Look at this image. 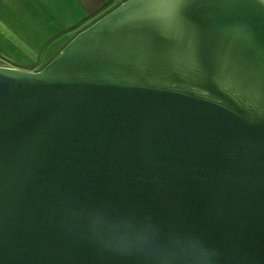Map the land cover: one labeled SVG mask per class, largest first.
<instances>
[{"label":"water","instance_id":"1","mask_svg":"<svg viewBox=\"0 0 264 264\" xmlns=\"http://www.w3.org/2000/svg\"><path fill=\"white\" fill-rule=\"evenodd\" d=\"M0 264H264V0H127L0 66Z\"/></svg>","mask_w":264,"mask_h":264},{"label":"rangeland","instance_id":"2","mask_svg":"<svg viewBox=\"0 0 264 264\" xmlns=\"http://www.w3.org/2000/svg\"><path fill=\"white\" fill-rule=\"evenodd\" d=\"M90 3L94 6L88 3L86 5L87 11L72 10V14L69 12L71 17L67 15L66 21L60 18V14L64 16V13L53 11V4L50 8H45V3H43L41 8L36 9V11L34 9L18 11H13L12 8L8 9L0 16V66L28 71H39L44 68L60 54L62 49L77 34L91 26L96 19L99 20L104 13L109 11V9L107 11L103 10L104 8L103 11L98 9L99 6H96L95 2ZM99 5H102V3L99 2ZM118 6L116 4L106 6L113 8H110L108 13ZM59 42L65 43V46L55 58L51 61L48 60L47 63V57L43 56L41 62L47 64H33L40 61V53L44 51L47 55Z\"/></svg>","mask_w":264,"mask_h":264},{"label":"crops","instance_id":"3","mask_svg":"<svg viewBox=\"0 0 264 264\" xmlns=\"http://www.w3.org/2000/svg\"><path fill=\"white\" fill-rule=\"evenodd\" d=\"M124 1L126 0H0V16L3 15L4 12H6L8 9L10 10V8H12L13 11L24 10V9H34V11H36V9L41 8L42 4L45 3V6H46L45 8H50L51 4H53L52 9L54 12H58V13L61 12L62 14L64 13V16L60 14V18L66 21L67 15L68 17L69 16L71 17L70 13L72 10H78L80 12L84 10L87 11L86 5H88V3L89 5H93L90 2H95L96 6H99L98 9L100 10L104 8L103 10L107 11L109 9L110 11V8L112 7H106V6H113L114 4L118 6L122 4ZM99 2L102 3V5H99ZM104 5L106 6L104 7ZM109 11L104 13L100 18H102ZM97 20L98 19H96L94 22H96ZM59 43L55 47H53V49L47 55L44 53V51L42 53L39 52L40 61L36 63L34 62L33 64H36V65L47 64L49 62L48 60L51 61L53 58H55V56L59 53V51L65 46V43L64 44L63 43L59 44ZM43 56L45 58L47 57L46 58L47 63L44 62L42 64L41 58H43ZM30 70H33V69H30Z\"/></svg>","mask_w":264,"mask_h":264},{"label":"clouds","instance_id":"4","mask_svg":"<svg viewBox=\"0 0 264 264\" xmlns=\"http://www.w3.org/2000/svg\"><path fill=\"white\" fill-rule=\"evenodd\" d=\"M124 250H126V249H124Z\"/></svg>","mask_w":264,"mask_h":264}]
</instances>
